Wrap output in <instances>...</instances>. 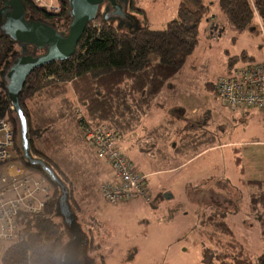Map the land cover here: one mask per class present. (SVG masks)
Returning <instances> with one entry per match:
<instances>
[{
	"label": "rangeland",
	"instance_id": "obj_1",
	"mask_svg": "<svg viewBox=\"0 0 264 264\" xmlns=\"http://www.w3.org/2000/svg\"><path fill=\"white\" fill-rule=\"evenodd\" d=\"M214 1L213 19L202 22L199 43L184 68L155 98L142 127L123 139L126 157L147 176L149 201L140 197L110 204L96 190L86 206L76 196L82 211L73 213L65 207L70 214H78L80 237L85 233L97 246L90 253L91 244L86 243L89 264H202V252L211 245L199 231L201 219L216 214L225 217L253 259L264 253V207L259 203L254 210L251 204L254 197H264V109L232 114L214 99L213 90L218 79L230 73V60L243 51L255 61L263 59L264 31L259 23V34L232 33ZM179 2L144 0L152 28L165 29L176 18ZM184 117L201 124L203 131H189ZM150 132H165L167 137L155 141ZM191 136L184 155L179 148ZM56 148V162L73 182L82 184L97 177L93 171L87 175L93 152L76 130L66 131ZM158 150L165 151L162 157ZM107 169L99 179L101 186L114 178V171ZM166 195L172 198L167 200ZM85 224L98 230L91 235ZM81 255L83 247L74 254L72 264H80ZM68 256L69 252L62 264H70Z\"/></svg>",
	"mask_w": 264,
	"mask_h": 264
},
{
	"label": "trees",
	"instance_id": "obj_2",
	"mask_svg": "<svg viewBox=\"0 0 264 264\" xmlns=\"http://www.w3.org/2000/svg\"><path fill=\"white\" fill-rule=\"evenodd\" d=\"M143 1L118 0L125 5L131 18L129 21L111 15V8L104 4V10L101 7L95 19L88 24L75 54L67 60L35 69L19 94L27 119L31 154L52 167L66 186L67 206L73 213L82 211L76 196L86 206L100 189L102 183L99 185V179L108 173L107 167L114 171L113 165L105 164L97 157L87 139V130L105 127L123 139L136 133L151 112L155 98L169 85L170 79L181 72L195 51L200 26L205 19L212 21L211 11L216 3L214 0H180L176 18L165 29L156 30L142 6ZM25 3L31 16L52 25L59 33L67 34L71 23L68 0H59L60 10L54 14L34 5L32 0H25ZM217 6L232 33L259 34L261 29L264 31V0H217ZM2 9L0 0V12ZM1 26L0 19V121L7 117L14 126L11 163L23 167L34 177L45 178L55 190L45 201L41 213L22 212L19 215L16 239L0 255V264H62L63 255L69 252L74 236L70 239L61 216L63 205L59 187L40 165L27 164L23 159L19 123L6 90L8 66L18 54L17 47L22 49V44L11 40ZM208 34L212 36L209 26ZM230 61V73L220 78L229 77L240 63H261L248 56L247 51ZM227 109L232 114H242ZM182 120L186 121L189 131H203L195 120L185 117ZM62 129L64 132L60 134ZM72 130L77 131L80 140L93 152L87 175L91 176L93 171L97 177L91 176L82 184L73 182L55 159L56 147L62 145L64 133ZM150 136L155 141L167 137L165 132L160 135L150 132ZM193 138L184 140L179 148L184 155L187 143ZM167 146L168 143L165 148ZM164 153L159 151V157ZM69 172L74 173L73 170ZM251 183L261 184L260 181ZM259 203L264 207L263 196L252 199L254 210ZM201 222L204 228L199 230L201 236L211 245L202 252V264H264V253L253 259L235 238L225 217L216 214L205 221L201 219ZM85 226L91 235L98 230ZM94 244L92 241L88 252H94L97 248ZM80 257L84 259L83 255ZM85 264H89L88 259Z\"/></svg>",
	"mask_w": 264,
	"mask_h": 264
},
{
	"label": "built area",
	"instance_id": "obj_3",
	"mask_svg": "<svg viewBox=\"0 0 264 264\" xmlns=\"http://www.w3.org/2000/svg\"><path fill=\"white\" fill-rule=\"evenodd\" d=\"M34 5L54 14L59 0H32ZM216 97V98H215ZM214 99L233 112L264 109V62L240 63L229 77L220 78ZM12 109V108H11ZM15 130L7 117L0 121V255L16 239L22 212L41 213L54 188L45 178L34 177L23 167L12 164ZM87 139L97 157L113 165L114 178L101 186V194L110 204L142 198L149 201L147 176L138 173L123 152V138L105 127L87 130ZM1 258V256H0Z\"/></svg>",
	"mask_w": 264,
	"mask_h": 264
},
{
	"label": "water",
	"instance_id": "obj_4",
	"mask_svg": "<svg viewBox=\"0 0 264 264\" xmlns=\"http://www.w3.org/2000/svg\"><path fill=\"white\" fill-rule=\"evenodd\" d=\"M3 9L0 12V19L4 18L1 26L2 30L11 38V40L19 44H30L38 51L43 52L41 55L21 56L14 60L10 65L7 73L6 90L11 102V108L14 111L19 123V136L22 148L23 159L27 164L40 165L50 176L51 180L59 187L61 192L60 202L63 207H67V188L58 178L43 159L35 158L31 154L30 142L28 138V124L23 109L19 102V94L24 88L25 82L30 74L37 68L43 67L56 61H63L71 58L76 51L77 45L84 34L88 24L92 22L98 14V11L104 4L111 8V15L131 20L126 13L125 5L119 3L118 0H68L69 16L71 23L68 27L66 35L59 33L52 25L44 21L28 20L25 17L26 5L24 0H2ZM12 18V21H11ZM9 24L11 27L9 28ZM17 35L15 36L13 32ZM19 34L24 37L20 38ZM172 196L166 195V199ZM63 217L70 237H76L80 233V227L71 216L69 220ZM72 240H70V243ZM68 245V247H69ZM85 248V244L83 245ZM86 249H84L85 251ZM76 252H74L75 254ZM73 254V256H74ZM66 256V255H65ZM64 256V257H65ZM72 254L68 257L70 264L73 262ZM63 257V258H64ZM80 257V264L87 261Z\"/></svg>",
	"mask_w": 264,
	"mask_h": 264
},
{
	"label": "flooded vegetation",
	"instance_id": "obj_5",
	"mask_svg": "<svg viewBox=\"0 0 264 264\" xmlns=\"http://www.w3.org/2000/svg\"><path fill=\"white\" fill-rule=\"evenodd\" d=\"M25 5H26V3H25ZM104 8V7H103ZM27 5H26V13H25V17L28 19V20H33V21H38V20H41L40 18H38V17H33V16H31L30 14H29V12H27ZM11 21H12V18H11ZM3 22H4V18H2V24H3ZM11 27V24H9V28ZM12 31V30H11ZM13 32V31H12ZM13 34L15 35V36H17L14 32H13ZM19 37L20 38H23L24 37V35L23 34H19ZM21 47H22V49L20 50V53H18L16 56H14L15 58L13 59V61H12V63L14 62V60H16L17 58H19V57H21V56H28V55H33V56H38V55H40V54H42V53H38L39 51L35 48V47H33L32 45H30V44H23V45H21ZM28 51L30 52L29 54H28ZM11 63V64H12ZM10 64V65H11ZM10 65L8 66V67H10ZM9 69V68H8ZM7 73H8V70H7ZM7 73H6V79H7ZM23 170L24 171H27L26 169H24L23 168ZM61 215H63V216H65V218L67 219V220H69L70 219V217L72 216V214H70V212L65 208V207H63L62 206V210H61ZM84 238V237H83ZM83 238H81L80 237V235L79 234H77L76 235V237L74 236V242H73V244H72V246H71V248L70 249H74L72 252H71V250L69 249V256L72 254V256H73V254H74V252H77L78 251V248L79 247H83V245H84V239ZM68 256V257H69ZM83 258H84V256H83ZM85 259V258H84Z\"/></svg>",
	"mask_w": 264,
	"mask_h": 264
},
{
	"label": "crops",
	"instance_id": "obj_6",
	"mask_svg": "<svg viewBox=\"0 0 264 264\" xmlns=\"http://www.w3.org/2000/svg\"><path fill=\"white\" fill-rule=\"evenodd\" d=\"M263 55H264V54H263ZM252 57H253V56H252ZM253 58H254V57H253ZM262 58H263V59H262V60H259L258 62H261V63L264 62V57H262ZM244 112H245L246 114H248L247 110L244 111ZM245 113H244V114H245ZM136 171H137V170H136ZM137 172H138V171H137ZM138 173H139V172H138ZM28 174L31 175V173H28ZM112 180H113V179H111L110 181H112ZM99 190H100V189H99ZM100 191H101V190H100ZM72 216H74V219H75V217H76L75 214H72ZM75 221H76V219H75ZM83 235L85 236V237L83 236V237H84L83 239H84V241H85L84 244H85V247H86V246H87L86 243L89 242V239L87 238V235H86L85 233H83ZM73 236H74V235H73ZM73 236H72V237H73ZM69 237H70V235H69ZM72 237H70V239H71ZM91 242H92V241H91ZM91 242H89V243L91 244ZM93 243H94V242H93ZM85 249H87V247H86Z\"/></svg>",
	"mask_w": 264,
	"mask_h": 264
},
{
	"label": "clouds",
	"instance_id": "obj_7",
	"mask_svg": "<svg viewBox=\"0 0 264 264\" xmlns=\"http://www.w3.org/2000/svg\"><path fill=\"white\" fill-rule=\"evenodd\" d=\"M76 219V218H75ZM77 222V221H76ZM78 224V223H77ZM79 225V224H78ZM79 227H80V225H79ZM80 230H81V228H80ZM81 232V231H80ZM87 247V246H86ZM85 247V248H86ZM85 248H83V249H85ZM83 256H86V258H87V255H86V250L84 251V255ZM0 260H1V258H0ZM63 260V259H62ZM62 263V262H61Z\"/></svg>",
	"mask_w": 264,
	"mask_h": 264
}]
</instances>
